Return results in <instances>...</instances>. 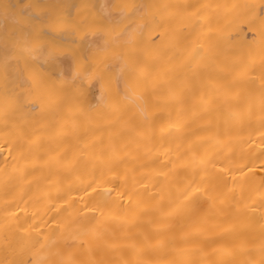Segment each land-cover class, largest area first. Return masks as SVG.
Wrapping results in <instances>:
<instances>
[{
	"label": "bare ground",
	"instance_id": "6f19581e",
	"mask_svg": "<svg viewBox=\"0 0 264 264\" xmlns=\"http://www.w3.org/2000/svg\"><path fill=\"white\" fill-rule=\"evenodd\" d=\"M0 1L5 8L16 0H9L10 3L4 0L6 5ZM41 1V6L46 3L50 10L46 4L41 8L36 0L32 1L33 5L28 2L29 8L35 9H30L31 14L41 9L43 16L46 9L51 12L46 22H50L49 27L54 28L56 34L59 28H55L63 25L59 23L64 18L63 11L72 9L74 18L65 16L62 22L70 21L68 29L75 26V30L78 26L82 31L87 27L84 35L87 43L84 46L82 41L76 43L75 48L66 39L57 44L58 47L44 42L55 52L67 46L68 52L73 50L70 55L62 49L58 54L64 59L56 60L55 52L46 54L42 48H33L35 43L45 41L50 29L44 31L42 26L47 23L43 17L45 25L40 24L42 21L34 12L32 17L37 20L36 24L32 17L29 19L26 10L27 18H23L24 10L21 12L18 2L12 4L17 10L20 8L21 13L14 12L18 13L16 18L20 16L22 21L19 17V22L30 21L27 25H31H18L16 18L11 16L10 19L0 11V39L12 43L9 45L3 39L0 46L7 44L5 49L13 48L12 61L18 57L20 49L24 54L18 57L19 64L22 61L21 69L25 60L32 70L18 71V65L17 70L8 71L10 61L3 63L0 54V264H264V0H194L193 5L192 0H170L177 7L185 4L186 12L182 7L177 14V19L181 20L176 22L181 31L186 24H182L183 16H190L186 21L193 20L190 21L191 32H186L191 37L185 41L178 38L185 35L183 31L170 40L156 38L158 31L161 33L164 29L163 37L172 28L165 22L167 18L161 23L165 15L173 13L170 6L173 4L164 3L167 0H163V6L159 5L162 0H155L161 8L156 7L159 12L152 9L155 7L152 0L148 10L151 12L147 13L144 12L148 9L146 2L151 3V0L128 1V4L136 3L132 16L139 15L143 18L141 21L146 17L140 14L158 12V16L153 13V18L157 17L161 28L153 27L157 21L153 25L139 21L125 27L107 24L110 21L106 23L105 19L118 20L124 10L128 11V4L123 9L116 8L122 5L120 0L117 2L121 5L114 0H94L97 8L95 12L92 9L94 14L90 9L95 4L93 0H79L78 4L73 1L75 7L80 1L84 4L87 1L86 12L82 10L93 19L96 17V25L90 24V17L84 18L86 14L81 17L84 13L81 9L71 8V0H60L61 5L59 0ZM63 2L70 7L66 8ZM52 3L59 4L63 10L53 9ZM12 5L7 10L14 9ZM167 6H170L167 13L159 14L162 7ZM2 17L11 20H4L6 34L10 30L15 32L14 36L24 38L21 48L18 45L23 39L14 44L13 33L7 34L11 37L7 39L5 30L2 34ZM51 17L54 21H50ZM76 18L85 19L86 26L79 25L81 22ZM148 19L155 20L151 16ZM38 24L41 25L39 31H48L41 34L35 30ZM242 24L251 31V36L245 34ZM64 25L60 27L66 28ZM143 25H152L148 30L150 34L156 33L155 38L164 42L166 49H161V60L160 50L153 47L157 44L151 42L147 46L152 37L146 41L142 38L140 43L133 38L143 30ZM19 26H27L37 34L33 36L30 32L32 37L27 34L25 38V32L29 33L30 29L25 31L26 28ZM175 27L174 32L171 31L174 34L179 31ZM143 31L146 33V29ZM50 32L52 29L47 38L51 39L55 34L50 36ZM65 32L61 37L67 38ZM70 32L80 38L79 31V35L77 30ZM129 41L143 45L135 47L133 44L132 48L147 50L145 47H148L149 53H144L148 57H152L153 48V55L159 54L157 62L169 58L168 63H161L164 66L159 67L160 63L155 64V58L148 60L142 50L138 56L144 60L147 57L148 64L155 66L143 63V68L149 67L145 70L140 62L136 63L135 51L132 55L127 54L132 49L126 53L125 48L129 47L125 44L120 52L124 55H118L119 46ZM26 42H31L30 47ZM79 44L84 54L78 51ZM185 44L187 49L181 51ZM47 46L50 50L47 53H52ZM31 48L35 55L30 58L42 59L43 68L45 65L55 68L52 70L56 71L57 80L51 78V70H43L40 60L37 63L26 58L22 50H28L26 53L30 55ZM169 48L180 52L174 64L167 56ZM109 49L117 54L114 51L108 62L105 57L103 64H107L103 67L102 61L100 70L78 69V64L82 69L87 67L89 62L81 64L88 61V55ZM165 51L167 58H163ZM11 52L9 50L10 55ZM183 53L187 55L186 63ZM6 55L8 61L12 55ZM125 55H131L135 62H129L130 58ZM181 56H184L183 61ZM99 59L102 56L96 60ZM36 63L42 69H38ZM26 64L24 67L28 66ZM78 82L85 84L86 88L80 91H87L92 102L86 98V93L81 96L79 88L73 87ZM22 83L24 87L19 86ZM28 100L38 106L33 103L28 106L34 107L33 112L27 106L23 109L25 104L31 103Z\"/></svg>",
	"mask_w": 264,
	"mask_h": 264
},
{
	"label": "rangeland",
	"instance_id": "374dc122",
	"mask_svg": "<svg viewBox=\"0 0 264 264\" xmlns=\"http://www.w3.org/2000/svg\"><path fill=\"white\" fill-rule=\"evenodd\" d=\"M2 1H4V0H2ZM20 1H23V0H16V1H14V2H18V5L20 4L19 6L21 7V12H22V10H27V9H30L31 7L34 8V7L31 6V5H30L31 7L29 8L28 5H29L30 3H32V1H33V3H35L36 0H32V1H31V0H24L23 3H21ZM30 1H31V2H30ZM83 1H84V0H83ZM117 1H118V0H117ZM117 1H116L117 5H121V4H122L121 6L117 7L118 9H120V8L123 9V8L125 7V5L129 3V2H128L129 0H124V1H123V0H120V1H121V2H120L121 4L118 3ZM157 1L160 2L161 0H157ZM167 1H168L169 3H168ZM167 1H164L165 5H167V4H173V5H170V6H172V8H173V9H172L173 13H172L171 11L169 12V13H170V16H173V17H171V19H170V16H166V15H165V14L167 13L166 10H168V8H169L170 6L165 7V9H164V7H162L163 9L160 10L161 8H160L158 5H156V3H158V2L155 3V0H154L153 2H154V4H155V7H152L153 5L150 6V7H152V9H153V8L156 9L155 11H158L157 8H156V7L158 6V8H160L159 10L161 11V13H159V14H161V15H162V12H163V13L166 12L165 14H163V15H165V18H164V19H162L161 16H159V17L162 19V21H161V20H160V21H161V23H163V22H164L163 20H166V18H167V20H166L165 22L168 24V26L171 24L170 27H172V28H171V30H168V31L165 30V32L167 31L168 34L166 33V35H163V37H161V36H162V34H164V31H163L164 29H162L163 33H162V31H161V33H160L158 30H156V31L159 32V33L157 32V35H156V33H155L154 30H152V32L155 33L156 38H157V36H158L157 39H159V40H160V38H161V40H162V39H168V40H170V39H173V38L177 37L179 33L182 34V31H183V32H185V35H184V33H183V35H182V36H181V35L178 36V38H180V39L184 38V41H185L186 38L188 39L189 37H191V35H190L189 33H186V32H191V29H192V23H190V21L193 22V20L188 21L189 19H191L190 16H189V18L183 16V17L185 18V21L182 19V21H183L182 24H184L185 22H186V24H184V26L182 27L183 29H182V31H181V29H179L181 26H180V27L177 26V25H179V22H176V21L178 20L177 17L179 18V16H178L177 14L180 13V12H178V8H179V9L182 8V7L184 8L185 4L183 3L184 6H183V4H181V5H182L181 7H180V6L177 7L176 3L172 2V1H171L172 3H170V0H167ZM190 1H191V0H190ZM0 2H1V1H0ZM4 2H5V1H4ZM6 2H7V0H6ZM6 2H5V5H6ZM8 2H9V0H8ZM10 2H11V1H10ZM10 2H9V3H10ZM14 2L12 1L11 5H12V4H15ZM28 2H29V4H28ZM37 2H39V3H40V6H41L42 3H41L39 0H37ZM68 2H69V1H68ZM123 2H124V3H123ZM187 2H188V0H187ZM191 2H192L191 4L193 5L194 0H192ZM33 3H32V5H33ZM39 3L36 4V5H39ZM82 3H83V2H82ZM82 3H79L78 7L76 6V7H74V8H75V9H81V10H82V8H84V10H85V7H86L85 4H86V3H85V4H84V3L82 4ZM134 3H135V2H133V4H132V1H131V4H128L129 8L131 7V10H129V8H126L129 12H132V10L135 11V5H136V3H135V5H134ZM148 3H149V4H148ZM162 3H163V0H162L161 4H159V5H160V6H161V5L163 6L164 3H163V4H162ZM185 3H186V1H185ZM63 4H64V6H65V2H63ZM63 4H62V6H63ZM67 4H69V3L66 2V6H67V7H66V6H65V7H66V8L70 7V6H68ZM151 4H152V0H151V3H150V1L146 2V8H147V6H148V9H147V10L145 9V10H146V11H144L145 13H147V11L151 9V8L149 9V5H151ZM194 4H196V3H194ZM0 5H1V4H0ZM2 5H4V4L2 3ZM2 5H1V6H2ZM9 5H10V4H9ZM9 5H7V7H8ZM11 5H10L9 7H11ZM18 5L16 4V6H18ZM22 5H23V6H22ZM44 5H45V4H44ZM44 5H43V6H44ZM46 5H48V4H46ZM46 5H45V6H46ZM50 5H51V4H50ZM52 5H54V3H52ZM52 5H51V6H52ZM55 5H56V4H55ZM55 5L52 6L53 9H55L56 7H59L61 10H63L61 6H58L59 4H57V6H55ZM60 5H61V3H60ZM69 5H70V4H69ZM86 5H87V4H86ZM123 5H124V6H123ZM165 5H164V6H165ZM174 5H176V6L174 7ZM1 6H0V7H1ZM12 6H13V5H12ZM34 6H35V5H34ZM43 6H41V8H42ZM64 6H63V8H65ZM82 6H83V7H82ZM186 6H187V5H186ZM190 6H191V5H190ZM7 7H5V8H6V9H5V8L2 6L1 8H2V9L4 8V10L0 9V11L2 12V15H3V14H6V16L8 15V17H10V19H11V16L14 17V18H16V14H18V13H14V12L19 11V13H21V12H20V8L17 10V8H15V5L13 6L14 9H13V8H8V10H7ZM35 7H36V6H35ZM54 7H55V8H54ZM132 7H133V8H132ZM23 8H24V9H23ZM38 8H40V7L38 6ZM41 8H40V9H41ZM44 8H45V7H44ZM50 8H51V7L48 5V10H50ZM87 8H89V7H87ZM87 8H86V9H87ZM175 8H176L177 10H176ZM189 8H190V7H189ZM198 8H199V6H197V7L195 8V10H197ZM9 9H10V11H9ZM40 9H39V10H40ZM53 9H52V12H53ZM56 9H57V8H56ZM68 9H69V8H68ZM68 9H67L66 11H63V13H64V18L62 17L63 19H65V16H66V17H67V16L71 17L70 19L74 18L75 15L70 16V14H69L70 12H68ZM12 10H13V12H12ZM14 10H15V11H14ZM33 10H35V9H33ZM42 10H43V9L40 10L41 12H40V11L37 12V8H36V12L38 13V15H40L41 17H43V20L46 22L47 20H49V19H47V18H50L49 16H50V13H51V12H49V11L46 9V11H45V13H44V16H43V12H44V11L42 12ZM57 10H58V9H57ZM81 10H80V11H81ZM180 10H181V9H180ZM182 10H183V12H184L186 9L184 8V9H182ZM182 10H181V11H182ZM69 11H70V9H69ZM76 11H77V10H76ZM82 11H83V10H82ZM124 11H126V10H124ZM128 11L126 12V14H129ZM164 11H165V12H164ZM48 12H49V13H48ZM59 12H60V11H59ZM59 12H58L57 15H59ZM78 12H79V11H78ZM83 12H84V11H83ZM83 12H82V13H83ZM85 12H86V10H85ZM85 12H84L82 15L80 14L81 12H79V14L81 15V17H82V16H85V15H84V14H86ZM148 12H151V11H148ZM158 12H159V11H158ZM158 12L154 13V10H153L152 14H150V15H149V14H144V13H143V15L140 14L141 16H144V18L146 17L144 20H142V21H144V24H145V23H147V24H152V25L155 24L156 21H157V19H156L157 17H156V18H153V17L155 16V15H153V13L157 15ZM185 12H186V11H185ZM194 12H197V13H198V11H194ZM54 13H55V15H56V10H54ZM54 13L51 14V15L53 16ZM65 13H66V15H65ZM169 13H168V15H169ZM187 13H188V12H187ZM187 13H186V14H187ZM189 13H190V11H189ZM192 13H193V12H192ZM192 13H191V14H192ZM23 14H25V13L22 12L21 15L23 16ZM26 14H27V13H26ZM26 14L24 15L25 17H23V18H27L26 16H27L28 14H27V15H26ZM60 14H62V13L60 12ZM74 14H75V10H74ZM172 14H173V15H172ZM47 15H49V16L47 17ZM77 15H78V13H76V16H77ZM132 15H134V13H133ZM132 15H131V17H130V19H129L130 21L128 20L126 23L120 24L119 27H122V26L125 27V24H126V26H130V25H132L133 23H135V22L137 23V22H139V21H140V23L143 24V22L141 21V19H143L142 17H141V19H140V16H139V15H135V17H133ZM182 15H183V14H182ZM189 15H190V14H189ZM192 15H193V14H192ZM4 16H5V15H4ZM17 16H18V15H17ZM62 16H63V14H62ZM136 16H137V17H136ZM148 16H151V19H153V20L155 19L154 22L151 21V20H149V19H148ZM157 16H158V15H157ZM186 16H188V15H186ZM194 16H195V15H194ZM194 16H192V17L194 18ZM196 16H197V15H196ZM8 17H2V18H4V19L2 20V21H3V24H2V25H3V28H2V34H3V31L5 30L6 39H7L8 37H10L11 35H13V37H14V41H13V43H14V44H15V41H16V40H17V42H19V40L23 39V40H21V42H19V45H18V47L21 48L22 45H20V43L23 44V42H25V41H24V38H21V36H20V37H16L17 35L14 36V35H15V32H14V31H10V30H9V33H7V34L10 35V32L13 33V34H11L10 36L7 37V34H6V29H7V28H4V27H5L4 24H6V23L4 22V20H5V18L7 19ZM19 17H20V16H19ZM19 17H18V18H19ZM45 17H46V20H45ZM54 17H55V16H54ZM69 17H68V18H69ZM132 17H133V19H132ZM162 17H164V16H162ZM18 18L14 19V20L17 22ZM58 18L61 19V17H59V16H58ZM58 18H56V19H58ZM84 18H86V17H84ZM84 18H83V19H84ZM135 18H136V19H135ZM137 18H138V19H137ZM186 18H188L187 21H186ZM8 19H9V18H8ZM8 19H7V21L10 20V19H9V20H8ZM29 19H30V17H29ZM53 19H54V18H53ZM56 19H55V20H56ZM63 19H62V20H63ZM81 19H82V18H81ZM94 19H95V20H94ZM94 19H93V17H92V18H91V17L89 18V21H90V24H91V25H92V22H94L93 25H96L97 22L95 23V21H98V20H96V17H95V16H94ZM175 19H176V20H175ZM195 19H196V18H195ZM195 19H194V20H195ZM20 20L22 21L21 17H20ZM20 20H18V22H17L18 25H19V23H20V25H21V24L27 25V24L30 22V21H28V23L25 24V22H24V23H23V22H22V23L19 22ZM58 20H59V19H58ZM62 20H61V22L59 21V23H61V24L63 23V25H64L65 22H64V21L62 22ZM75 20H79V21L81 22L79 25L86 26V25H84L85 22L87 23V21H86L85 19H84L85 22H84V20H80V19H78V18H76ZM87 20H88V19H87ZM136 20H137V21H136ZM158 20H159V19H158ZM180 20H181V19H180ZM180 20H178V21H180ZM5 21H6V20H5ZM10 21H11V20H10ZM15 21H14L13 23H16ZM24 21H25V19H24ZM26 21H27V20H26ZM50 21H54V20H52V17H51ZM56 21H57V20H56ZM67 21H68V20H67ZM71 21H72V20H71ZM79 21H78V22H79ZM171 21H172V23H171ZM196 21H198V19H197ZM196 21H195V22H196ZM69 22H70V21H69ZM69 22H68V24H65V25H64L65 27L67 26L66 28H61V27H63V25L61 26L58 22H54L55 25L59 24V26H57L55 29L57 30V29L59 28V29H58L59 31L57 30V32H59V34H61V35H63V32H62V31L65 32V31H67V30H68V31H70V30H73V31L77 30V34H78V31H79V33H80L81 30H80V29H79V30L77 29L78 26H76V29L74 30L75 26H74L73 24H75V21H74L73 24H70V26L72 25V26H74V28L69 27V29H70V30H69V29H68ZM149 22H150V23H149ZM152 22H153V23H152ZM157 22H158V21H157ZM169 22H170V23H169ZM173 22H174L175 25H176L175 28H178L179 31H180V32H179V31L175 32L176 35H175L174 33L171 32V31H173V26H175V25L173 24ZM31 23H32V22H31ZM33 23L36 24V21L33 22ZM37 23H38V22H37ZM43 23H44V22L42 21V23H40V24L45 25L47 22L44 23V24H43ZM54 23H53V27H54ZM180 23H181V22H180ZM35 24H32V25H35ZM47 24H48V23H47ZM47 24H46L45 27L42 26V27L44 28V31H45L46 28H50V27H51V26L49 27L50 22H49L48 25H47ZM76 24H77V23H76ZM137 24H138V23H137ZM164 24H165V23H164ZM167 24H165L166 27H167ZM182 24H181V25H182ZM188 24H190V26H189ZM29 25H31V24H29ZM29 25H27V26H29ZM51 25H52V24H51ZM91 25H90V26H91ZM152 25H148V26H146V25L144 26V25H143V30L146 29V33H145V31L142 30V31H140L139 33H137L138 36L142 34L141 37H138V36H135V37H134V35H136V33H135V34L133 35V38H135V40H136L137 42L140 43V42L143 41L142 38L146 41L149 37H152V39L149 38V43L147 44V46H149V45L151 44V42H152L153 45H154V44H155V45L157 44V45L159 46L158 48H156L157 45H156V46H153V45H152V46L155 48V50H160V51H158V52H161V53H160V60H161L162 53H163V51H164L166 48H165V46L163 45L164 42L161 43V41H159V40H157V39L155 38V35H154L153 33L150 34L151 31H150V32L148 31V30H151V29H149V27L151 28ZM158 25H160L159 22L157 23V25H156V24L153 25V27H154V26L156 27V26H158ZM27 26H25V27H24V26H19V28H20V29H21V28H22V29H23V28H26V29H23V30H25V31L27 30V31H28V29H30V28H29V27L27 28ZM35 26H36V25H35ZM60 26H61V27H60ZM82 26H80L79 28H81ZM87 26L90 27L89 25H87ZM242 26H244V24H242ZM33 27H34V26H33ZM33 27H32V28H33ZM39 27H41V25L39 26V24H38V27H34V28H35V30L37 29V30L39 31V29H38ZM153 27H152V29H153ZM159 27H160V26H158V28H159ZM166 27H164V28L167 29L168 27H167V28H166ZM34 28H33V29H34ZM85 28H86V30H84V28H83L84 31H83V30L81 31V32H83V33H80V38H82L83 35L86 33V31H88V28H87V27H85ZM147 28H148V29H147ZM156 28H157V27H156ZM160 28H161V27H160ZM175 28H174V30H175ZM184 28H185V29H184ZM245 28H246L245 26L242 27V29H245ZM51 29H52V32H50V36H51V35L53 36V35L55 34L54 31H53L54 28H50V29H48V30L50 31ZM66 29H67V30H66ZM178 29H176V30H178ZM40 30H42V29H40ZM48 30H47V31H48ZM61 30H62V31H61ZM188 30H190V31H188ZM44 31H43V32H44ZM47 31H46V32H47ZM49 31H48V32H49ZM244 31L246 32L245 34H247L248 37H249V35L251 36V34H250L251 31H249L248 29H245ZM7 32H8V30H7ZM28 32H29V33L25 32V33H26V35H24L25 38H26L27 34H29L30 36L32 35V34H30V32L33 33V36H34V33H35V32H33L32 29H30ZM39 32H41V31H39ZM39 32H38V33H39ZM55 32H56V31H55ZM57 32H56V34H58ZM60 32H61V33H60ZM173 32H174V31H173ZM23 33H24V32L22 31L21 35H23ZM53 33H54V34H53ZM169 33H170V34H169ZM35 34H37V33H35ZM41 34H44V33L41 32ZM56 34H55V35H56ZM59 34H58V35H59ZM146 34H147L148 37H146ZM152 34H153V35H152ZM159 34H161V35H159ZM171 34H172V36H173L172 38L169 36V35H171ZM173 34H174L175 36H174ZM187 34H188V35H187ZM5 35H3V37H4ZM71 35H72V37H73L72 39H73V42H74V43H73V46L76 48V46H78V44H76V40H77V39H80V38H77L78 36L75 35V33H74L75 37H74L73 34H69L70 37H71ZM78 35H79V34H78ZM149 35H150V36H149ZM38 36H39V35H38ZM41 36H43V35H41ZM44 36H45V35H44ZM143 36H145L146 39H145ZM164 36H165V38H164ZM1 37H2V36H1ZM1 37H0V38H1ZM31 37H32V36H31ZM31 37H30V38L28 37V38L30 39V41H32V40H31ZM35 37H36V36H35ZM47 37H48V35H47ZM47 37H46V36L44 37V38H45V41H42L43 43H42L41 41H40V42H41V43H40V42L37 40V42H39V44H36V43H35L36 40H35V41H34V43H35L34 46H33V44H31V45H32L33 48H35V49H37V48H42V49H43L42 51H45V52H43V53H46V54H53V55H54V52H55V51H53V50H55V49H54L53 47H56L57 44H60V43H61V41H60V40H55V36H54V37H51V39L53 38V40H52L53 42H50V40H51L50 37H49V38H47ZM10 38H11V37H10ZM37 38H39V37H37ZM44 38L42 37L41 40L44 39ZM136 38H138V39L141 38V40H137ZM169 38H170V39H169ZM3 39H4V38H3ZM3 39H0V40L2 41ZM48 39H50V40H48ZM150 39H151V40H150ZM153 39H156L157 41H159V43L156 42V40L153 41ZM10 40H11V39H10ZM25 40H26V39H25ZM27 40H28V39H27ZM27 40H26V41H27ZM84 40H85V38H84ZM11 41H12V40H11ZM65 41H66V42L69 41L68 44L71 42V41L68 40V39L65 40ZM145 41H144V43H146ZM2 42H3V41H2ZM4 42L7 43V42H9V41H5V39H4ZM4 42H3V43H4ZM17 42H16V43H17ZM32 42H33V41H32ZM44 42L51 43V46H53V44L55 43L56 46L54 45L53 47H50V44H48V46H49V47H48V46L46 45V43L44 44ZM58 42H59V43H58ZM63 42H64V41H63ZM66 42L64 43V46L66 45ZM137 42L134 41V43H133V41H129V43L126 42V43L121 44V46H119V50H120V51L118 50V47H117V49H116V47H115V49L118 50V53H119L118 55H121V53H120V52H122L121 49H122V47H124L123 45L125 44L126 46L129 47V49H128V48H125V49H126V53L128 52V50L132 49L130 52L127 53L128 55H129V53H131V55H132L133 52L135 51L133 57H134V59L136 58V63L138 62V64H139V62H140L139 65H141V66H142L143 63L148 64V63L150 62V61L147 62V59H146V58L148 57V55H147V54H144V53L148 50V47H145V46H144L147 50H145L144 48H141V50H140L139 48H135L136 46L143 47L142 44H141V46H140V45H137ZM9 43H10L9 45H12L11 42H9ZM26 43H27V46H29V44H30L31 42H30V43H29V42H26ZM26 43H25V44H26ZM131 43H132V44H131ZM135 43H136V44H135ZM139 43H138V44H139ZM160 43H161V44H160ZM0 44H1V42H0ZM7 44H8V43H7ZM7 44H6V45H7ZM68 44H67V45H68ZM70 44H71V45H70ZM70 44H69V45L72 46V42H71ZM75 44H76V46H75ZM128 44H131V45H128ZM133 44H134V46H135L134 48H132V47H133ZM2 45H3V44H2ZM2 45L0 46V48L3 47V48H1V50H0V51H2L0 54L3 55V56H1V57H2L1 60H2L3 63H5V64H8V62L10 61V62H9V65L6 67V69H7L8 71H9V70H14L18 65H19L18 68L21 69V68H22V67H21V66H22V64H21V62H22L21 60H22V59L20 60V61H21V62H20L21 66H20V64H19V58H18V57L20 56V54H21V56H23L24 54L22 55V53H20V49H19V53H18V50H17L16 52L18 53V57H17V58L14 57V60L12 61L14 55H12V52H11V51H13V48H12L11 46H7V48L5 49L6 45H5V44H4L3 46H2ZM13 46H14V45H13ZM23 46H24V45H23ZM42 46H43V47H42ZM46 46H47L49 49H51V51H53V52H52V53H51V52H50V53H47V52L50 51V50H48V49L46 48ZM64 46H60V48H62V47H64ZM80 46H81V45L79 44V47H78L77 49H78V51L82 52ZM126 46H125V47H126ZM152 46H151V47H152ZM171 46H172V45H169V47H171ZM185 46H186V44H185L183 47L185 48ZM10 47H11L12 49H11ZM15 47H17V46H15ZM18 47H17V48H18ZM24 47H25V46H24ZM29 47H30V46H29ZM29 47H28V48H29ZM57 47H58V46H57ZM166 47H167V46H166ZM8 48H9V49H8ZM44 48H46V49H44ZM52 48H53V50H52ZM60 48H58V49H60ZM68 48H69V47L67 46V49H68ZM75 48H74V50H75ZM163 48H164V49H163ZM184 48H183L181 51H184V50L187 49V47H186L185 49H184ZM23 49H24V48H23ZM26 49H27V47H26ZM29 49H30V48H29ZM31 49H32V48H31ZM58 49H57V50H58ZM62 49H66V47H64V48H62ZM62 49H61V50H62ZM67 49L64 50L65 52H64V51H62V52H63V53H69V52L71 53V52L73 51V50H72V51H69V52H68ZM112 49H114V48L112 47ZM112 49H111V50H112ZM125 49H124V50H125ZM133 49H134V50H133ZM137 49H138V50H137ZM149 49H150V47H149ZM161 49H162L163 51H162ZM167 49H168V47H167ZM9 50H10L12 56L9 54ZM14 50H16V49L14 48ZM21 50H22V49H21ZM57 50H56V51H57ZM61 50L55 52V55H56V54L58 55V56L56 57V60H63V59H64V57L62 58L61 55L59 56V54L62 53V52H60ZM70 50H71V49H70ZM109 50H110V49H109ZM109 50H105V52L102 51V52H104V53L99 52L100 54H99V53H95L96 55L93 54L92 56H91V55H88V61L86 60L87 57H86L85 59L82 58L83 61H85V60H86V61H85V62H82V61H81V62H82L81 66H84V63H88V62H89V63L87 64V67H85L86 69L83 67L85 70L82 69V67H80V65L78 64V69L83 70V71H92V70H95V69H96L97 71L100 70L101 68L104 67L105 64H107L106 62H105V64H103L104 61H105V60H106L107 62L109 61V60H108V59H109V56H111V55L114 54V53L117 54V51L114 50V51H115V52H114V51L112 50V53H111V50H110V51H109ZM124 50H123V52H125ZM136 50H137L138 52H137ZM142 50H143V51H142ZM171 50H173V51H171ZM3 51H4V52H3ZM75 51H77V50H75ZM140 51H142L143 54H142ZM166 51H167V50H166ZM166 51H165V55H164L165 57H163V58H167V57H166ZM13 52H14V51H13ZM16 52H15V54H16ZM22 52H24V53L27 55L26 58H27V57H29V58L32 57V58H33V55H35V54H33V52H34L33 49H32V50H29V52H32V53H30V55H29L28 53H26V52H28V50H22ZM108 52H109V53H108ZM113 52H114V53H113ZM136 52H137V54L135 55ZM147 52L149 53V51H147ZM150 52L152 53V54H151L152 57H151V56L148 57V60H149V58H153V60H154V58H155V60H154L153 62H154V63H155V62H156V63H160V64H159V67L164 66V65H161V63H164V62H166V61H167V63H168L169 58H167V60H165V61H164V59H163L162 62H161V61H158V62H157L156 58H158V55H159V54L157 53L158 55H156V53H155V55L157 56V57H155V55H153V48H152V51L150 50ZM155 52H157V51H155ZM167 52H168V51H167ZM6 53H7V55H6ZM58 53H59V54H58ZM70 53H69V54H70ZM78 53H79V52H78ZM83 53H84V52H82L81 54H83ZM101 53L104 54V55H102ZM105 53H106V54H105ZM186 53H187V52H186ZM4 54H5L7 57H8V56H11V57H10L11 59L8 57L9 60L6 61L7 58L4 56ZM8 54H9V55H8ZM71 54H72V53H71ZM71 54H70V55H71ZM76 54H77V52H76ZM76 54H75V55H76ZM116 54H115V57H117ZM138 54H142V55L147 56V57L145 58V57L143 56V57L145 58V60H144V59H142L141 55H140V57H139ZM167 54H168L167 56L170 57V60L172 59V62L170 61L171 64H174L173 60H174V61L176 60L175 58H177V56L180 54V52H178V50H177V52L175 53L174 49H172V48L170 49V48H169V52H168ZM169 54H170V55H169ZM174 54H176V55H174ZM16 55H17V54H16ZM16 55H15V56H16ZM28 55H29V56H28ZM122 55H124V54L122 53ZM122 55H121V56H122ZM131 55H130V56H131ZM183 55L185 56V58H183L184 56H181V60L183 61V59H184V63H186L185 60H186L187 55H185L184 53H183ZM72 56L74 57V52H73V55H72ZM99 56H100V57L102 56V59H101V60L99 59L100 61H99V60H96V59L100 58ZM125 56H127V55H125ZM130 56H127V57L130 58L129 62H131V61L133 60V58H131ZM171 56H172V57H171ZM179 56H180V55H179ZM4 57H5V58H4ZM24 57H25V56H24ZM58 57H59V58H58ZM82 57H83V56H82ZM105 57H106V58H105ZM115 57H114V58H115ZM123 57H124V56H123ZM15 58H16V60H15ZM32 58H30L29 60H30V61H31V60H32V61H33V60H36L37 63H38V61L40 60L39 63L41 64V66H42V68H43V64H44V62H41L42 59H38V58H36V56H35V59H32ZM57 58H58V59H57ZM76 58H78L77 55H76ZM104 58H105V60L103 61ZM112 58H113V56L110 57L111 60H112ZM182 58H183V59H182ZM4 59H5V60H4ZM23 59H24V58H23ZM27 59H28V58H27ZM37 59H38V60H37ZM74 59H75V58H74ZM123 59H125L126 62L128 61V60L126 59V57H124ZM137 59H138V60H137ZM53 60H54V59H53ZM80 60H81V59H80ZM111 60H110V61H111ZM2 61H1V62H2ZM11 61L13 62V64H12ZM14 61H15V62L17 61V62H16L17 64H14V63H15ZM23 61H24V62H23V63H24V64H23V69H21V70L18 69V71H21V72H22L24 69L26 70V68H27L28 71L30 70V71L32 72L31 68L28 69V67L30 66V65L28 64V61L26 60L28 66H27L25 60H23ZM36 61H35V62H36ZM51 61H52V59H51ZM102 61H103V62H102ZM141 61H142V63H141ZM6 62H7V63H6ZM53 62H54V61H53ZM76 62H77V60H76ZM98 62H99V63H98ZM101 62H102V63H101ZM132 62H135V60H133ZM151 62H152V59H151ZM153 62H152V63H153ZM170 62H169V63H170ZM37 63H36V64H37ZM100 63L103 65V67L100 65ZM156 63H155V64H156ZM167 63H166V64H167ZM25 64H26L27 67H24ZM32 64H33V63H32ZM164 64H165V63H164ZM171 64H170V65H171ZM10 65H11V66H10ZM13 65H14V67H13ZM143 65H144V64H143ZM148 65H149V64H148ZM148 65H146L145 68H143V66H142L141 68H143V69L146 70V69H148L149 67H151L150 65H152V64L150 63L149 67H148ZM15 66H16V67H15ZM47 66H48V65H45L44 68H43V70H44V69L51 70V72H52V73H51V74H52V77H51V76H50V77H51L52 79L57 80L58 77L56 76V75H57L56 71H54L55 68H53V67H47ZM85 66H86V65H85ZM136 66H137V65H136ZM152 66H154V64H153ZM156 66H157V65H156ZM32 67H33V66H32ZM34 67H35V66H34ZM98 67H101V68L98 69ZM147 67H148V68H147ZM154 67H155V66H154ZM154 67H153V68H154ZM157 67H158V66H157ZM157 67H156V69L159 68V67H158V68H157ZM10 68H11V69H10ZM37 68L39 69V68H41V67L37 64ZM42 68H41V69H42ZM153 68H152V69H153ZM6 69H5V70H6ZM41 69H40V70H41ZM52 69H54V70H52ZM88 69H89V70H88ZM150 69H151V68H150ZM15 70H17V69H15ZM33 70H34V68H33ZM148 70H149V69H148ZM30 71H29V72H30ZM23 72H24V73H25V72L27 73V71H23ZM34 72H35V71H34ZM35 74H36V72H35ZM54 74H55V75H54ZM24 75H25V74H24ZM40 76H41V75H40ZM53 76H54L55 78H54ZM24 77H25L26 79H28V77H26V75H25ZM42 77H44V75H42ZM78 80H79V78H78ZM24 83H25L26 85L29 84V83H26V81H25ZM24 83L20 84L19 86H22V85H23V87H24ZM55 83H56V82H55ZM55 83H54V84H55ZM105 83H106V82H105ZM26 85H25V86H26ZM29 85H30V84H29ZM29 85H28V86H29ZM106 85H107V84H106ZM73 87H77V90H78V88H79L80 95H81V96L83 95L84 91H80V90H81V88L83 89V87H85V84H81V83L78 82V83H76V86H73ZM85 88H86V87H85ZM74 89H75V88H74ZM75 90H76V89H75ZM75 90H74V91H75ZM84 90H85V89H84ZM20 91H21V90H20ZM20 91H19V94H21V93L23 92V91H21V92H20ZM74 91H73V92H74ZM85 91H86V90H85ZM77 93H78V91H77ZM77 93H76V91L74 92L75 95H76ZM85 93H86L85 96H87L86 98H87V99H90V101L92 102V97H91L89 94L87 95V91H86ZM85 93H84V94H85ZM78 95H79V93H78L76 96H78ZM80 95H79V96H80ZM20 96H22V97L24 98L25 94H24V96H23V94L20 95ZM76 96H75V97H76ZM79 96H78V97H79ZM85 96H84V97H85ZM23 98H22V99H23ZM80 98H81V97H80ZM81 99H83V98H81ZM30 100H31V99H30ZM30 100H28V101H30ZM76 100H77V97H76ZM23 101H24V100H23ZM25 101H26V99H25ZM28 101H27V102H28ZM30 102H31V101H30ZM33 102H34V101H33ZM33 102H31L29 105H26V104H25L26 102H24L25 107H23V109H24V108H27L28 106L30 107V105H31ZM22 104H23V102H22ZM35 104H36V103H35ZM35 104L33 103V106L38 107L37 104H36V105H35ZM91 105H92V104H91ZM26 106H27V107H26ZM29 107H28V109H29V110L32 109L31 111L33 112V108H34V107H33V108L31 107V109H30ZM36 107H35V109H37ZM37 110H38V109H37ZM37 110H34V112L37 111Z\"/></svg>",
	"mask_w": 264,
	"mask_h": 264
},
{
	"label": "crops",
	"instance_id": "0c3cea01",
	"mask_svg": "<svg viewBox=\"0 0 264 264\" xmlns=\"http://www.w3.org/2000/svg\"><path fill=\"white\" fill-rule=\"evenodd\" d=\"M43 1H45V0H43ZM55 1H57V0H55ZM55 1H54V2H55ZM62 1H65V0H62ZM62 1L59 0V1H57V2H58V3H59V2L61 3ZM73 1H74V0H71V1H70V4H72ZM76 1L79 2V0H75L74 3H76ZM87 1H89V0H87ZM87 1H85V2L87 3ZM90 1H91V0H90ZM93 1H94V0H93ZM93 1H92V2H93ZM95 1H97V0H95ZM95 1L93 2V3H95V4L91 3V4H93L94 7L92 6L93 8H92V7L90 8L91 11H92V9H93L94 12L97 10V8H95V5H96V2H95ZM114 1H115V3H116L117 0H114ZM40 2L42 3L41 0H40ZM71 2H72V3H71ZM78 2H77L76 4H78ZM80 2L82 3V1H80ZM44 3H45V2H44ZM74 3L71 5V6H73V7H71V8H74V7H75V6H74ZM45 4H46V3H45ZM55 4H56V2H55ZM76 4H75V5H76ZM91 4H88L89 7L91 6ZM43 5H44V4H43ZM76 6H77V5H76ZM113 6H115V5L113 4ZM116 6H117V5H116ZM116 6H115V7H116ZM117 7H118V6H117ZM117 7H116V8H117ZM30 9H31V8H30ZM30 9H27V10H26L27 12L29 11L28 13H27L25 10L23 11V13L26 12L28 15H30V19H31V17L34 16V13H35V12L33 11L34 13L32 12V14H33V15H32ZM90 9H89V10H90ZM31 10H33V9H31ZM91 11H90V12H91ZM93 11H92L91 14H94ZM69 12H71V13H69L70 16H71V15H72V12H73L72 9H70ZM133 13H134V11H132L131 14H130V13H129V14H126L125 11H124V15H123L122 18H120V19H118V20H116V19H112V21H111V20H106V19H105V21H106V23L110 21L109 23H107V24H111L110 26L114 25V27H118V25L123 24V23H126V22L128 21V19L131 17V15H132ZM73 14H74V13H73ZM35 15H36V17L38 18V20L40 19L41 21H43V20L41 19V16H40V15H38L37 13H35ZM38 16H39V17H38ZM89 17H90V15L88 16V14H86V19L89 18ZM91 17H92V15H91ZM124 17H125L126 19H123ZM32 18L34 19L35 17H32ZM37 18H36V19H37ZM33 19H32V20H33ZM34 21H35V19H34ZM36 21H37V20H36ZM41 21H39V22H41ZM121 21H123V22H121ZM119 22H120V24H119ZM106 23H105V24H106ZM103 24H104V23H103ZM117 24H118V25H117ZM107 26H108V25H106L105 27H107ZM125 26H126V24H125ZM71 31H73V30H71ZM86 32H87V31H86ZM44 33H46V32H44ZM48 33H49V32H47V35H48ZM63 33H64V32H63ZM65 33H66V37H67V38H64V37H65V35H64V37L62 36V37H63V39H62L61 34H59V36H58V35H56V36L54 35V36H55V38H56L57 36H58V37H61V38H58V37L56 38V40H60V41H63V40H65V39H66V40H67V39H68V40L71 39L70 36L68 37V33H70V34H73V33L70 32V31H68V32L66 31ZM85 34H86V33H85ZM85 34H84V35H85ZM49 35H50V34H49ZM84 35H83V37H82L81 39H77V40H76V43H80V42L82 41L81 44H82V46H84V44L87 43L86 40L84 41ZM78 40H80V41L77 42ZM71 42L74 43V42H73V39H71ZM83 42H84V43H83ZM86 45H87V46H86ZM86 45H85L86 47L84 48L85 50L83 49L85 52H86V50H88V44H86ZM80 47H81V46H80ZM70 48H71V47H70ZM82 48H83V47H82ZM82 48H81V49H82ZM72 49H73V48H72ZM72 49H71V50H72ZM83 54H84V53H83ZM85 54H86V53H85ZM84 57H86V55H84Z\"/></svg>",
	"mask_w": 264,
	"mask_h": 264
}]
</instances>
